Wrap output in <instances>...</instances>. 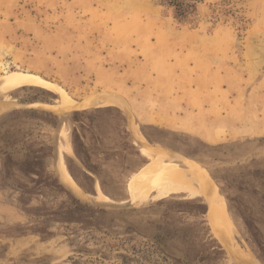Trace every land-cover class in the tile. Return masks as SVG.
<instances>
[{"label": "rangeland", "instance_id": "rangeland-1", "mask_svg": "<svg viewBox=\"0 0 264 264\" xmlns=\"http://www.w3.org/2000/svg\"><path fill=\"white\" fill-rule=\"evenodd\" d=\"M154 4L176 31L212 35L217 71L171 75L140 67V55L129 66L118 48L107 54L108 34L82 32V0H0V264H86L100 253L119 264L146 246L164 252L138 256L148 262L190 261L214 241L224 255L207 264H264L251 233L264 250V0ZM30 110L39 113L19 114ZM33 157L39 176H26L20 164ZM158 161L210 178L223 225L185 205L208 203L188 181L136 179ZM70 196L84 209L66 222L57 214Z\"/></svg>", "mask_w": 264, "mask_h": 264}, {"label": "crops", "instance_id": "crops-1", "mask_svg": "<svg viewBox=\"0 0 264 264\" xmlns=\"http://www.w3.org/2000/svg\"><path fill=\"white\" fill-rule=\"evenodd\" d=\"M82 1L87 5L83 9L82 32L93 39L95 34L96 38L108 34L105 43L111 46L104 45L107 54L116 53L118 48L128 65L133 62L132 56L140 55V67L153 70L160 67L171 75L214 72L221 66L212 35L176 31L171 21L157 16L154 0ZM90 46L93 50L92 42ZM176 119L179 127L186 128L185 112ZM200 133L203 140L213 136L210 132Z\"/></svg>", "mask_w": 264, "mask_h": 264}, {"label": "trees", "instance_id": "trees-1", "mask_svg": "<svg viewBox=\"0 0 264 264\" xmlns=\"http://www.w3.org/2000/svg\"><path fill=\"white\" fill-rule=\"evenodd\" d=\"M16 112H13L12 114H15ZM22 113H39L33 110L30 111H25V112H19V114ZM42 114L51 117L52 119L57 120V118L51 114L45 113V112H41ZM73 115H77L76 113H74ZM73 136L75 134V131H73ZM75 155L77 157V159L81 162V164L84 166V168L86 170H89V167L86 166V164L83 162L82 158L80 157V154L78 152V150H76V148L74 149ZM19 171L22 172L24 175L26 176H39V168H38V164L36 162V158H32L30 159H25L21 164H20V168ZM70 205L67 208V211L64 212L63 214H57L60 215V217H63L62 219H64L66 222H71L72 218H70V216L72 217V214L74 215L75 212H78L79 214L82 213L83 211V206H81V204L74 199L73 197L70 196ZM185 205H188L191 207L192 211L197 214L200 215L202 218L207 215V206L204 203H185ZM63 215V216H62ZM253 232L252 235L253 237H255V242L257 244V247L259 249V251L262 253L263 247L261 246V244H259L258 240L256 239V231H254L252 229ZM155 251L164 254L163 250L161 248H156L155 246H146L144 248H134L131 252V256H133V258L136 259H132L131 257L128 258L124 255H119L118 259L120 260L119 264H207L210 261H213L217 258H220L224 255V252L221 248V246L214 241V246H210V247H206V248H202L201 250L198 251L197 256H195L194 258H192V260L190 261H184V260H180V259H173L171 261H169L166 258H162L158 261H152V262H148L145 260V258H140L138 256L143 255L145 256V254H154ZM126 252V251H125ZM100 258L97 259H88L87 261H85L86 264H105L104 260H105V255L104 254H99ZM259 259L264 261V252L263 254L259 255ZM82 258L80 256L77 257V259H70V264H84L81 263ZM118 264V263H117Z\"/></svg>", "mask_w": 264, "mask_h": 264}, {"label": "bare ground", "instance_id": "bare-ground-1", "mask_svg": "<svg viewBox=\"0 0 264 264\" xmlns=\"http://www.w3.org/2000/svg\"><path fill=\"white\" fill-rule=\"evenodd\" d=\"M77 107L78 106H76V105L67 104L66 101L63 104V108H65L67 110L71 109V108L76 109ZM158 162L159 163L157 164V166H152L153 168L150 167V168L142 169L137 174L136 179H139V180L143 179L145 177H148L149 174L152 173V174H154L153 177L157 176L156 180L161 178V179H165V180L168 179L170 182H173V181L174 182H178V181L181 182L182 181L184 183V181H188L189 186L194 190V192L196 194H201V193L203 194L204 193L208 197V203H206L207 214L209 213V216L211 218H214L215 214L217 215V218H219L221 216V214H223V217H225L224 211L222 209V207H224V206L221 207V202H220L219 197H218L219 195H217L214 188H212V185H211L210 180H209L210 178H208L204 173L199 171L196 167L185 166V167L180 168V167H178L179 164H177L175 162H173V163L172 162L162 163L160 161H158ZM57 166H58L57 167L58 173L60 174L61 178L66 182H70V179L66 173V169H65V167L62 166V163L59 164V162H58ZM218 223H220V224L222 223L221 225H223L222 218L218 219Z\"/></svg>", "mask_w": 264, "mask_h": 264}, {"label": "water", "instance_id": "water-1", "mask_svg": "<svg viewBox=\"0 0 264 264\" xmlns=\"http://www.w3.org/2000/svg\"><path fill=\"white\" fill-rule=\"evenodd\" d=\"M37 105H38L37 103H13L11 105V107H10V110H25V109H31V108L36 107ZM46 113L55 116L51 112H46ZM120 113H123V112L120 110ZM55 117L57 118V116H55ZM136 143H138L139 146H142L141 142L136 141ZM115 209H121V208H115Z\"/></svg>", "mask_w": 264, "mask_h": 264}, {"label": "built area", "instance_id": "built-area-1", "mask_svg": "<svg viewBox=\"0 0 264 264\" xmlns=\"http://www.w3.org/2000/svg\"><path fill=\"white\" fill-rule=\"evenodd\" d=\"M187 1L191 3H196L197 0H187Z\"/></svg>", "mask_w": 264, "mask_h": 264}]
</instances>
